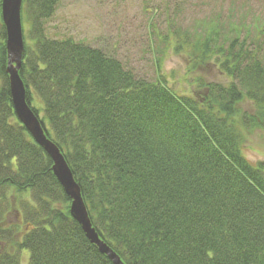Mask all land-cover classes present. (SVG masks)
Instances as JSON below:
<instances>
[{"label":"trees","instance_id":"trees-1","mask_svg":"<svg viewBox=\"0 0 264 264\" xmlns=\"http://www.w3.org/2000/svg\"><path fill=\"white\" fill-rule=\"evenodd\" d=\"M60 1H22L29 41L19 76L99 238L124 264H264V162L242 152L246 133L264 131V22H248L249 10L229 0L226 12L183 26L175 21L186 0H143L152 14L177 11L155 34L147 80L101 49L47 38ZM5 40L0 13V264H21L24 250L27 264H112L71 217L50 157L15 116ZM171 53L189 75L214 67L228 82L196 76L190 93H177L161 74Z\"/></svg>","mask_w":264,"mask_h":264},{"label":"rangeland","instance_id":"rangeland-1","mask_svg":"<svg viewBox=\"0 0 264 264\" xmlns=\"http://www.w3.org/2000/svg\"><path fill=\"white\" fill-rule=\"evenodd\" d=\"M143 0H61L54 15L45 21V34L49 39H73L76 42L101 49L107 55L116 58L138 78L154 80L156 77V50L158 37L156 32L163 33L168 18L173 19L177 13L175 7L144 9ZM180 6L178 20L183 26L192 25L195 21L206 19L209 14L226 12L229 0H186ZM244 9H248V22L257 17L264 22V0H239ZM151 6V5H149ZM148 6V7H149ZM174 7V8H173ZM173 21V20H172ZM28 27L22 20L24 39H28ZM264 30V28H263ZM29 41V39H28ZM159 51V50H158ZM182 57L169 54L162 64L161 74L167 80V86L179 94L190 93V82L196 76L205 81L226 84L227 79L214 67L198 69L193 75L188 74ZM36 107L42 108L36 100ZM242 111L251 114L249 104L241 105ZM44 116L40 112L39 117ZM244 157L253 165L264 162V131L254 129L245 134L242 148ZM264 172V171H263ZM21 197V196H20ZM23 198L30 200L28 195ZM19 217V216H18ZM10 222L15 219L8 217ZM29 252H21V264H27Z\"/></svg>","mask_w":264,"mask_h":264},{"label":"water","instance_id":"water-1","mask_svg":"<svg viewBox=\"0 0 264 264\" xmlns=\"http://www.w3.org/2000/svg\"><path fill=\"white\" fill-rule=\"evenodd\" d=\"M23 0H1V19L5 28L6 74L15 116L32 136L35 143L42 147L52 161L51 170L70 199L69 213L79 224L88 241L97 247L112 264H124L120 257L104 243L92 227L86 206L82 200L78 184L75 182L63 155L58 147L47 138L39 118L26 102L25 87L19 76L23 53V32L21 6Z\"/></svg>","mask_w":264,"mask_h":264}]
</instances>
